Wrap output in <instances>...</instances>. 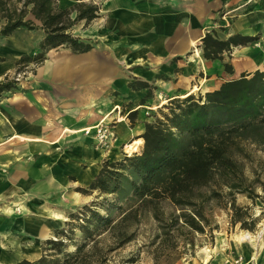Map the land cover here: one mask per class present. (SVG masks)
<instances>
[{"label":"crops","instance_id":"1","mask_svg":"<svg viewBox=\"0 0 264 264\" xmlns=\"http://www.w3.org/2000/svg\"><path fill=\"white\" fill-rule=\"evenodd\" d=\"M101 7L89 25L71 28L91 46L88 52L49 50L0 97V264L41 257L37 243L63 228L70 208L83 201L78 190L90 186L105 161L122 160L142 141L158 98L203 96L243 73L264 71V0H105ZM227 10L233 18L224 29L220 17ZM205 35L253 40L209 61L202 58ZM44 36L17 29L0 37V83L22 57L40 52ZM117 108L115 139L107 150L98 148L93 131H83L117 118ZM263 236L258 247L237 242L247 264H264Z\"/></svg>","mask_w":264,"mask_h":264},{"label":"trees","instance_id":"2","mask_svg":"<svg viewBox=\"0 0 264 264\" xmlns=\"http://www.w3.org/2000/svg\"><path fill=\"white\" fill-rule=\"evenodd\" d=\"M19 1H23V10L3 9L4 25L0 27V37H8L17 29L41 30L45 36L39 45L40 52L33 57H22L15 73L22 72L28 64H42L45 54L52 49L66 47L73 53H85L91 49L89 44L72 36L71 28L81 21L87 26L97 19L98 6L74 0V5L63 9L58 7V0ZM1 6L5 7V3L0 0ZM28 6L31 8L26 11ZM28 13L39 26L31 20H24ZM252 40L231 37L219 41L205 35L201 39L202 58L222 61L224 53L230 57L233 47L246 46ZM223 66L226 74L233 73L231 65L225 63ZM18 83L5 78L0 83V97L15 90ZM153 114V120L144 124L141 149L125 155L120 161H105L88 189H79L78 192L117 194L121 191L120 180L128 178L131 198L144 203V208L155 219L160 218V204L166 202L180 212L178 216L171 215L173 228L180 231L187 227L201 234L203 224L208 223L203 204L220 198L215 191L208 194L202 193L201 189L214 184L225 187L230 196L246 194L249 198L257 197L255 185L264 186V71L243 73L203 96L189 94L168 100ZM252 148L261 156L256 158ZM246 166L254 172L260 170L263 177L257 175L252 180L247 179L244 175ZM83 209L90 210L86 206ZM131 209L122 218L127 217ZM187 210L191 214H187ZM234 212L239 220L238 210L234 208ZM89 213V217L83 216L84 225H76L86 240L75 251H66L63 240L70 239L62 228L54 231L56 241L44 242V247L50 249H43L45 254L38 260H23L16 264H78L88 243H93L116 225L108 217ZM69 217L73 222L79 221L77 216ZM180 220L182 224L178 225ZM72 224L66 222L64 226L75 228Z\"/></svg>","mask_w":264,"mask_h":264},{"label":"rangeland","instance_id":"3","mask_svg":"<svg viewBox=\"0 0 264 264\" xmlns=\"http://www.w3.org/2000/svg\"><path fill=\"white\" fill-rule=\"evenodd\" d=\"M1 1L5 3V7H0V27L4 25L3 16L5 11L3 9H16L17 12L24 9L23 1ZM79 2L93 4L101 9L105 0H80ZM57 3L60 8L69 9L75 4V1L58 0ZM30 8L28 6L26 11H29ZM72 17H74V14ZM24 20H31L35 25L38 23L29 13ZM32 33L36 35L38 32ZM27 38L21 37V39ZM193 55L194 50L190 56L193 57ZM34 66L36 67V65ZM28 67L31 66L28 65ZM33 68L28 69V73L24 78L29 76ZM14 73L15 71L9 73L8 77L12 78ZM158 100L157 105L151 111H148L150 115L157 113L161 108L159 105L164 102V99L158 98ZM252 152L256 158L261 156L256 149L252 148ZM249 167L246 166L244 171L247 179L252 180L257 175L263 177L260 170L254 172ZM120 187L121 191L119 193L109 195L87 190L85 191L86 194H83V201L72 206L66 218L64 217L65 219L62 215L59 216L60 220L64 219L67 223L72 222L71 226L75 227L63 226L70 239V241L63 240L67 252L75 251L76 247L86 240L76 225H84L83 216L89 217V211L108 217L116 224L110 231L96 239L94 238L93 243L87 242L88 246L83 250L78 264H243V262L247 264L238 245L239 242L237 243V237L248 234L252 239L250 244L258 247L264 235V233L261 234V231L264 230V186L255 185L254 191L257 197L253 198H249L246 194L230 196L225 187H217L214 184L201 189L202 193L211 194L215 191L220 195L217 200L208 201L202 206L204 216L208 220L207 224H203L204 232L202 234L187 227H183L180 231L173 228L170 221L171 215L178 216L180 212L166 202L160 204V218L159 220L155 219L144 208V203H139L131 198L128 178L123 177L120 180ZM85 206L90 210H84L83 207ZM234 208L238 210L239 220L236 217ZM17 209L22 211L20 206L15 207V210ZM129 209L131 210L128 216H125V219L122 218ZM191 211L187 210L186 213L191 214ZM9 213H12V211L9 210ZM46 213L54 212L49 211ZM70 215L77 216L79 221H71ZM60 224L53 223L56 227H59ZM181 224L180 220L178 225ZM48 240L56 241L57 238L54 234H51ZM45 241L47 240H40L39 244L36 245V248H39L38 256L39 254L40 256L45 254L42 251L43 249H50V247H44ZM205 250L209 251V254H206ZM49 253L54 255V252ZM259 253L260 249L258 248ZM263 254L264 250L260 253L259 259L263 257ZM205 257L206 260H204ZM239 257H241V261L236 263Z\"/></svg>","mask_w":264,"mask_h":264},{"label":"built area","instance_id":"4","mask_svg":"<svg viewBox=\"0 0 264 264\" xmlns=\"http://www.w3.org/2000/svg\"><path fill=\"white\" fill-rule=\"evenodd\" d=\"M220 18H221V21L223 22L222 24L223 28L227 29L231 24V19L233 18L231 15V12L228 10L224 11ZM31 67L33 68L35 66L31 65ZM31 67H25V69L22 72L14 73L11 79H14L15 81L20 82L24 78V76L28 73L27 72L28 69ZM164 101L165 103L160 104L159 107H162L168 102V100H164ZM115 111L118 115L117 118L113 119L110 122H105L104 120H102L99 123H97V125H95L92 130L84 129L83 131L85 135H89L93 131L92 137H93V140L95 141V145L98 148L107 150L115 139V136H116L115 126L118 124V122L122 120L119 108H117ZM240 261H241V257L238 258L236 263H240Z\"/></svg>","mask_w":264,"mask_h":264},{"label":"bare ground","instance_id":"5","mask_svg":"<svg viewBox=\"0 0 264 264\" xmlns=\"http://www.w3.org/2000/svg\"><path fill=\"white\" fill-rule=\"evenodd\" d=\"M165 102V101H164ZM164 102L162 104H164ZM142 144V141H135L132 146L128 147L127 148V153H131L132 149L133 148H138L140 145ZM264 233V230L261 231V234ZM260 234V233H259ZM260 234V236H261ZM251 237L248 235V234H245V235H240L237 237V242L239 243H251ZM205 253L206 254H209V251L205 250ZM204 260H206V257L204 258Z\"/></svg>","mask_w":264,"mask_h":264}]
</instances>
